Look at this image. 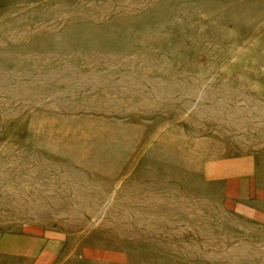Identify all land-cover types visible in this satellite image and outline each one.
Segmentation results:
<instances>
[{
  "label": "rangeland",
  "instance_id": "1",
  "mask_svg": "<svg viewBox=\"0 0 264 264\" xmlns=\"http://www.w3.org/2000/svg\"><path fill=\"white\" fill-rule=\"evenodd\" d=\"M3 234L43 264H264V0H0Z\"/></svg>",
  "mask_w": 264,
  "mask_h": 264
},
{
  "label": "crops",
  "instance_id": "2",
  "mask_svg": "<svg viewBox=\"0 0 264 264\" xmlns=\"http://www.w3.org/2000/svg\"><path fill=\"white\" fill-rule=\"evenodd\" d=\"M5 237V238H3ZM34 244L25 246H13L10 245V240L8 235H1L0 237V264H10V260H21L23 263L24 261H29L32 264H43L41 261V251H37L39 249L36 241L33 242ZM52 247V246H51ZM211 251L214 253L215 256H211L210 261L203 262V264H234L232 260V253H234L236 248L235 246H208ZM215 249V250H212ZM183 252H187L186 248ZM186 255L182 258L185 259ZM215 257V258H214ZM45 264V263H44ZM197 264V263H196ZM202 264V263H201Z\"/></svg>",
  "mask_w": 264,
  "mask_h": 264
}]
</instances>
